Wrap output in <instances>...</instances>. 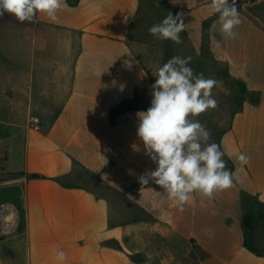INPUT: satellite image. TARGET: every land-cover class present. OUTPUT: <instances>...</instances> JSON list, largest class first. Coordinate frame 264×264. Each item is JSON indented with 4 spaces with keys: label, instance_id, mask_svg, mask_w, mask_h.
Segmentation results:
<instances>
[{
    "label": "crops",
    "instance_id": "0c3cea01",
    "mask_svg": "<svg viewBox=\"0 0 264 264\" xmlns=\"http://www.w3.org/2000/svg\"><path fill=\"white\" fill-rule=\"evenodd\" d=\"M210 2L65 0L55 21L0 18V264H264V0H237L234 39ZM169 13L182 14V44L148 31ZM174 56L245 88L218 129L233 186L193 193L183 211L139 183L156 165L136 134Z\"/></svg>",
    "mask_w": 264,
    "mask_h": 264
},
{
    "label": "clouds",
    "instance_id": "9594fccd",
    "mask_svg": "<svg viewBox=\"0 0 264 264\" xmlns=\"http://www.w3.org/2000/svg\"><path fill=\"white\" fill-rule=\"evenodd\" d=\"M66 6L65 0H0V16L8 13L20 22H32L39 14L51 20ZM218 14L220 31L226 39H234V29L242 21L237 0H211L207 5ZM182 14L169 13L161 23L148 31L158 40L183 43L185 30ZM192 57L174 56L158 68L151 85V106L137 115V136L144 145L145 155L156 165L155 170L139 177L143 186L153 182L167 193L180 211L193 193L209 200L218 191L233 186V174L228 169L224 153L211 141L207 127L194 119L218 107L212 90L218 82L195 73L189 66ZM238 160L246 165L249 157L241 153ZM55 259L62 262L66 254L57 250Z\"/></svg>",
    "mask_w": 264,
    "mask_h": 264
},
{
    "label": "rangeland",
    "instance_id": "374dc122",
    "mask_svg": "<svg viewBox=\"0 0 264 264\" xmlns=\"http://www.w3.org/2000/svg\"><path fill=\"white\" fill-rule=\"evenodd\" d=\"M12 15L8 13H4L3 16H0V18H10ZM218 85H222V98L224 100L223 104L224 106L220 108L219 106L215 109H210L207 112L201 114L198 117H195L194 119L199 120V122L207 127V129L211 133V141L214 142L215 135L218 133L219 128H225L228 125V121L231 115L232 111V104L227 102L226 100L231 98L232 94H239L240 93V85L230 82L229 79H226L225 71L223 69V75L222 80L220 82V79L217 77ZM216 129V130H215ZM17 192L18 189H15ZM17 203V198H16ZM19 221H20V215L18 217V220L16 221V228L19 227Z\"/></svg>",
    "mask_w": 264,
    "mask_h": 264
},
{
    "label": "trees",
    "instance_id": "16d2710c",
    "mask_svg": "<svg viewBox=\"0 0 264 264\" xmlns=\"http://www.w3.org/2000/svg\"><path fill=\"white\" fill-rule=\"evenodd\" d=\"M254 1H256V0H239L240 3H244V2L251 3V2H254ZM225 75H226V79H228L227 74H225ZM230 82H232V81L230 80ZM240 87H241L240 93L239 94H234V97L232 98L234 102L233 103L230 102L232 104V108H233L232 111H231V114L235 113L239 109L240 98H241L240 95L245 91V88H244V86L242 84H240ZM218 133H217V138H214V140H213L214 143H216L217 145H219ZM219 147H220V145H219ZM224 159L227 161L228 169L232 172V170H233L232 163L225 156H224ZM23 227H24V214H23V212H20V221H19L18 231L22 232L23 231Z\"/></svg>",
    "mask_w": 264,
    "mask_h": 264
},
{
    "label": "built area",
    "instance_id": "2783aa9c",
    "mask_svg": "<svg viewBox=\"0 0 264 264\" xmlns=\"http://www.w3.org/2000/svg\"><path fill=\"white\" fill-rule=\"evenodd\" d=\"M32 123H33L34 127L37 129L38 128V126H37L38 125L37 118H34Z\"/></svg>",
    "mask_w": 264,
    "mask_h": 264
},
{
    "label": "water",
    "instance_id": "95a60500",
    "mask_svg": "<svg viewBox=\"0 0 264 264\" xmlns=\"http://www.w3.org/2000/svg\"><path fill=\"white\" fill-rule=\"evenodd\" d=\"M3 230L2 229H0V232H2Z\"/></svg>",
    "mask_w": 264,
    "mask_h": 264
}]
</instances>
